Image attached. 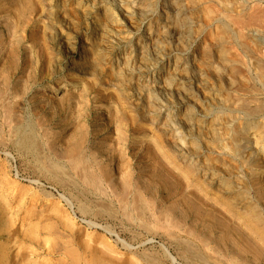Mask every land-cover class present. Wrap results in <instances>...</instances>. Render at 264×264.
<instances>
[{"label":"rangeland","instance_id":"374dc122","mask_svg":"<svg viewBox=\"0 0 264 264\" xmlns=\"http://www.w3.org/2000/svg\"><path fill=\"white\" fill-rule=\"evenodd\" d=\"M134 2L0 0V264H264V2Z\"/></svg>","mask_w":264,"mask_h":264},{"label":"bare ground","instance_id":"6f19581e","mask_svg":"<svg viewBox=\"0 0 264 264\" xmlns=\"http://www.w3.org/2000/svg\"><path fill=\"white\" fill-rule=\"evenodd\" d=\"M135 0H118V5L120 7H127L131 3H137L134 2ZM137 1V0H136ZM246 4H250L254 1H263L264 0H243ZM142 5V4H139ZM141 11L150 12L152 10L151 6H146L145 8H139ZM174 18L175 21L172 19H168L174 27L175 30L179 33V35L182 34V30H184V24L180 22V13L175 15ZM178 20V21H177ZM217 21L226 26V29H228L232 33H236V31H240L241 27L235 24L234 22L230 21L228 17L225 15L218 14L217 15ZM190 32V29H189ZM249 32L252 33L255 37H264V28H250ZM256 62V73L254 74L255 80L260 81L261 86L264 89V69L261 68L260 63L255 60ZM227 67V66H226ZM228 69H224V72L226 73ZM230 72V70H229ZM164 87L166 90L172 91L174 88V82L170 79H167L164 81ZM177 92V91H176ZM179 95L182 94L181 90L177 92ZM262 101H264V91L258 90L255 88L254 85L249 84L248 86L244 87L243 89L235 88L234 86H231L228 90L227 98L225 101L222 102L223 107L225 110L230 112L231 114H234V116H230L227 118V120L224 122L223 127L226 129V135H222L219 138V145H221L220 150L225 151L227 150V147L225 146V141L228 138L229 131L232 127L236 125L243 124L245 122H248L251 115L247 114V108L246 107H252V106H258ZM262 116H264V109L262 111ZM214 127H216L214 125Z\"/></svg>","mask_w":264,"mask_h":264}]
</instances>
